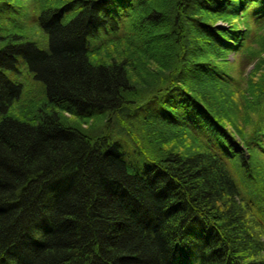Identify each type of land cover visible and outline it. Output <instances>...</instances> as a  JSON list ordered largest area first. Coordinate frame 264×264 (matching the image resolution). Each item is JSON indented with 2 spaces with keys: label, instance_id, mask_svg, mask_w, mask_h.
<instances>
[{
  "label": "trees",
  "instance_id": "16d2710c",
  "mask_svg": "<svg viewBox=\"0 0 264 264\" xmlns=\"http://www.w3.org/2000/svg\"><path fill=\"white\" fill-rule=\"evenodd\" d=\"M263 56L264 0H0V264H264Z\"/></svg>",
  "mask_w": 264,
  "mask_h": 264
},
{
  "label": "rangeland",
  "instance_id": "374dc122",
  "mask_svg": "<svg viewBox=\"0 0 264 264\" xmlns=\"http://www.w3.org/2000/svg\"><path fill=\"white\" fill-rule=\"evenodd\" d=\"M30 33H31V38H33V39H36V38L37 39H42V35H40L37 32L36 28H33V30L30 31ZM103 57H105V56H103ZM263 58H264V56H263ZM227 59H228V61L232 62V61H235V60L238 61L239 58H238V56H236V55H234L232 53V54H229L228 55V58ZM251 69H252V67L249 66V67H247L246 71H250ZM25 90H26V92H24V93L26 95L24 96V99H21V102H19V105H22L24 102H26V103L33 102V104H35V103L38 104V101L40 102L41 98L38 99V97L40 95H42V91L39 89L38 86L34 85L33 82H31V81L28 80V81H25ZM18 110L19 109L17 107H14V111L15 112H18ZM64 116L66 118H68V119H71L70 118L71 116L68 115V114H66V113L64 114ZM85 125H86V123L83 124V127H85ZM237 141H238V139H237Z\"/></svg>",
  "mask_w": 264,
  "mask_h": 264
}]
</instances>
